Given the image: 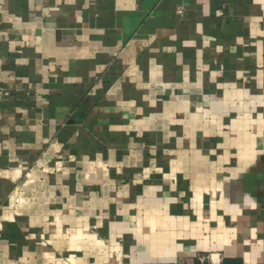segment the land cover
Returning <instances> with one entry per match:
<instances>
[{"label": "crops", "instance_id": "obj_1", "mask_svg": "<svg viewBox=\"0 0 264 264\" xmlns=\"http://www.w3.org/2000/svg\"><path fill=\"white\" fill-rule=\"evenodd\" d=\"M264 264V0H0V264Z\"/></svg>", "mask_w": 264, "mask_h": 264}, {"label": "built area", "instance_id": "obj_2", "mask_svg": "<svg viewBox=\"0 0 264 264\" xmlns=\"http://www.w3.org/2000/svg\"><path fill=\"white\" fill-rule=\"evenodd\" d=\"M199 261H200V263L201 264H205V261H206V259L205 258H203V257H201V258H199ZM173 264H183L182 262H175V263H173ZM187 264H195L194 262H191V263H187Z\"/></svg>", "mask_w": 264, "mask_h": 264}, {"label": "rangeland", "instance_id": "obj_3", "mask_svg": "<svg viewBox=\"0 0 264 264\" xmlns=\"http://www.w3.org/2000/svg\"><path fill=\"white\" fill-rule=\"evenodd\" d=\"M201 257H203V258H205L206 260H207V257H204V256H200L199 258H201ZM179 263V262H178ZM183 264H187V263H191V262H182ZM173 264V263H172Z\"/></svg>", "mask_w": 264, "mask_h": 264}]
</instances>
